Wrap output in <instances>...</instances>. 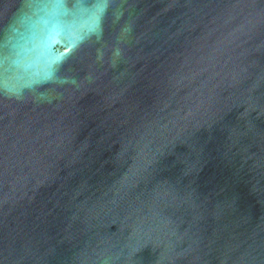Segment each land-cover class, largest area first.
<instances>
[{"label":"water","instance_id":"1","mask_svg":"<svg viewBox=\"0 0 264 264\" xmlns=\"http://www.w3.org/2000/svg\"><path fill=\"white\" fill-rule=\"evenodd\" d=\"M0 264H264V0H0Z\"/></svg>","mask_w":264,"mask_h":264}]
</instances>
